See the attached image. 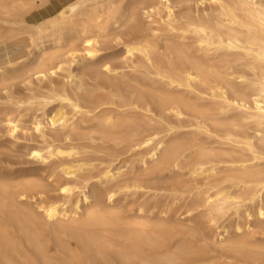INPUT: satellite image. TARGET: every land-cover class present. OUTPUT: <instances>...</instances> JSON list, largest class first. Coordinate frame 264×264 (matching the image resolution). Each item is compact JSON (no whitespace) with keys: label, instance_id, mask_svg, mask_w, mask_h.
<instances>
[{"label":"bare ground","instance_id":"obj_1","mask_svg":"<svg viewBox=\"0 0 264 264\" xmlns=\"http://www.w3.org/2000/svg\"><path fill=\"white\" fill-rule=\"evenodd\" d=\"M2 135L0 264H264V0H0Z\"/></svg>","mask_w":264,"mask_h":264},{"label":"rangeland","instance_id":"obj_2","mask_svg":"<svg viewBox=\"0 0 264 264\" xmlns=\"http://www.w3.org/2000/svg\"><path fill=\"white\" fill-rule=\"evenodd\" d=\"M116 50L117 48H110L108 49V52ZM16 89L17 91H20L19 86H17ZM53 108L54 107H50L48 109V112L52 111L50 114L53 113L55 109ZM22 126L24 132L27 134H32L34 132L31 115L24 117ZM2 134L4 133L2 132ZM24 142L22 135H20L17 140L2 135L0 138V157L9 162L14 168L31 169L36 172H41V170L38 169L40 168V164L31 162V158L25 154V151L21 146Z\"/></svg>","mask_w":264,"mask_h":264}]
</instances>
